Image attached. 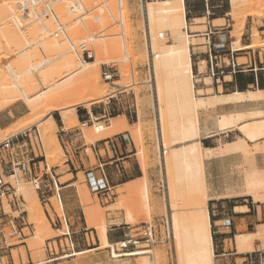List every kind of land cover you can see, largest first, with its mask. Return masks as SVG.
<instances>
[{
	"label": "rangeland",
	"instance_id": "374dc122",
	"mask_svg": "<svg viewBox=\"0 0 264 264\" xmlns=\"http://www.w3.org/2000/svg\"><path fill=\"white\" fill-rule=\"evenodd\" d=\"M1 1L3 0H0V4ZM190 2L203 13V0ZM257 3L261 6L264 5V1L259 0L253 7L234 11L229 0H219L216 3L218 7L212 10L211 14L206 12L200 18H189V28L193 32L202 33L207 30L208 22L214 18L220 19L212 22V25L225 28L232 43L241 34V45L255 44L253 48L261 50V56L264 58V18L257 16L259 11L256 10L262 9ZM15 6L18 8L15 14L11 11H0V75L11 72L12 75L9 76H15L14 74L17 73L16 71L13 73L12 68L19 70L17 65L8 69V64L12 65L10 64L12 55H9L10 49L3 39L4 33L13 28L20 32L30 33L32 43H41L45 34L50 38L52 36L56 43L54 47L61 46L59 42L65 38L64 34L69 32L66 35L68 36L67 40L69 36L74 38L72 40L75 41L74 45L78 46L79 59L83 67H87L88 64L97 60L95 51L98 49L96 45L98 41L95 39V35L101 36L104 33L107 35L105 37L106 42L108 40L107 49L112 57L104 59L96 65L95 68L101 78L97 91L99 95L87 104L76 106L77 124L75 123L73 127L69 128L64 127L61 113L59 111L52 112L51 116L58 125L55 132L62 153L55 155L48 150L41 129L35 125L37 116L23 101L11 104L0 113V144L15 135L13 151L9 152L0 148V179L2 178L5 183L12 184L17 192L16 196L7 197L3 204H0V210L7 213L6 217L0 218V231L4 230L9 244L6 250L0 252V264H139L140 262L137 263L138 259L141 261L140 258L143 255L124 256L117 260L112 257L113 250L111 248H104L101 245L97 229L93 225L90 226L85 216V212L89 208H94L97 211L98 217L94 222L106 223L108 236H111L110 244L122 242L126 237L135 235L137 229L144 225L155 226L157 243L140 252L154 251L155 256L154 254L146 255L153 262L157 261V264H178L175 242L172 235L171 239L166 241L169 227L165 226L166 222L170 223L172 214L168 196L172 197L171 204H175L178 198L175 193L171 192L172 195H170V192H167L169 183L167 176L170 172V177H172V171L167 172L168 168L166 169L162 157L164 147L173 149V145L169 142L171 141L169 129L166 127L163 129L157 125L142 0H58L52 3L47 2L33 9L29 7L26 0H15ZM44 10L47 11V17L43 14ZM213 13L215 14L213 15ZM191 19L201 20L191 21ZM241 22H245L246 26L243 32L240 31ZM56 33L59 34L58 38L55 36ZM255 33L257 36H254ZM83 35L86 40L80 39ZM104 35L102 34V36ZM91 37L96 42L95 44ZM162 37L160 38L162 42H172L170 31H166V38L162 39ZM196 38L193 53L205 52L207 49L206 40L202 36ZM83 42L89 43L90 49L95 50V60L86 64L83 62V55L79 49ZM54 47L51 51L53 59L58 55ZM233 48H237V45H233ZM247 52L248 50L239 52V63L248 62ZM4 54L7 56L5 57ZM198 57L199 55H192L193 65L203 60L205 56H201L200 59ZM199 66L201 71H206V63ZM108 69L116 73L113 83L104 80L103 72ZM208 83H210L209 80ZM212 92L209 91V93ZM92 94H90L91 98ZM85 110H94L97 113L87 123L79 118V115L82 116L86 112ZM126 115L129 117L128 123L131 126L129 129L137 137L136 139L130 132H124L131 137L132 146L129 155L133 156L125 165H122L123 162H117L113 165L102 166L104 162L97 159V153L99 152L101 158L105 157L103 141L112 139L118 134L102 135L99 141L93 143L96 140L93 135V127L98 123L110 126L112 118L121 116L127 119ZM31 121L33 122V126H29L31 128L17 134L14 133V130L20 125ZM162 135L163 142L159 140L162 139ZM237 137L238 134L233 133L218 136L217 139L231 141ZM53 148L56 150L55 146ZM258 151L260 149H255L254 152ZM170 152L171 150H169V155ZM117 158L116 156L109 161L112 162ZM50 163H53L52 167H50ZM139 163L143 170L141 179H139ZM101 169L105 170L111 186L109 194L104 196L93 193L86 178L87 172L91 170L96 172ZM12 175L15 177L11 178ZM35 176L40 178L42 184L39 191L34 184ZM55 182L59 185L64 206V211L59 213L57 209L55 210V205L59 206ZM20 186L24 187L26 192H36L37 200H34L35 202L31 200V203L27 202L23 192L21 194L18 191ZM85 201H88V204L85 205L83 203ZM28 204H31L32 208L31 205L28 207ZM32 210L35 212H31ZM129 211L136 214L135 216L133 213L135 220L132 222L127 219ZM36 212L42 213L45 220H42ZM212 213H210V217L213 222ZM64 217L68 219V227L63 222L61 228L58 221ZM7 220H14L16 225L23 229L25 235L23 240L11 236L12 231L4 225ZM219 231L229 230H220L218 227L212 226L213 233ZM258 231L259 227H250L249 230L240 229V233L237 235L254 234ZM67 232L71 237L63 235ZM1 239L2 234H0V241ZM225 249V252H221L215 248L216 264L240 262L237 260L239 256L235 255L239 250L234 235L233 241H227ZM258 250L264 251V241H255L252 249L246 253ZM81 251L88 252L61 258ZM224 253L226 256H223ZM116 254L122 255L123 253L116 252ZM154 257L156 258L154 259Z\"/></svg>",
	"mask_w": 264,
	"mask_h": 264
},
{
	"label": "bare ground",
	"instance_id": "6f19581e",
	"mask_svg": "<svg viewBox=\"0 0 264 264\" xmlns=\"http://www.w3.org/2000/svg\"><path fill=\"white\" fill-rule=\"evenodd\" d=\"M185 1L142 0V11L148 36V54L152 74L151 86L153 88L157 125L158 127H163V129L165 127L169 129L171 136V141L169 142L173 146L183 144L180 148L175 147L173 149L167 146L164 147L163 145L165 151L162 150L164 151L162 157L166 161L165 163L168 168L167 172L169 170L172 171V177H170V172L169 177L167 176L169 178L167 192L169 191L170 195H172L171 192L175 193L178 198L175 204H171L172 197L170 198L168 196V204L172 211L169 229L176 245L177 263L216 264L212 239V224L208 210L209 198L206 193L203 177V162L205 159L215 156V151L203 148L200 142L199 115L202 111L214 109L223 104L264 100V92H235L229 97L222 95L215 96L214 94L212 97H202L204 91L196 89V75L192 62V55L194 54L193 47L196 45L195 41L197 40L196 37H198L196 33L198 32H193L189 28ZM229 1L234 11L250 6L253 7L256 2H259V0ZM260 3L263 2L260 1ZM258 6L259 8L262 7V9L256 10L258 8L255 7V10L259 11V15L257 16L264 18V5ZM17 9L15 0L1 1L0 11H11L15 14ZM239 26L241 32L246 28L245 22H241ZM166 31L172 33L171 43H166L164 40L162 42L160 39L162 35V39H164ZM256 33L254 36H257ZM67 34H64L66 39L64 38L59 42L61 46L57 47H54L56 43L53 41V37H47L46 34L43 35L41 43H32L30 33L20 32L14 28L7 30L3 35V39L8 45L7 47L10 49L9 55H12L10 58V64L12 65L10 66L8 64V68L5 62L6 66L10 69L14 65H17L19 70L17 71V69L12 68L11 71H16L17 73L14 74L15 76H9L11 72L0 75V113L11 104L17 101H23L30 111L37 116V123L35 125L41 129L40 131L43 133L48 150L55 155L62 153V149L55 132L58 125L56 120L51 116L52 112L59 111L61 113L64 127L69 128L73 127L75 123L77 124L78 116L76 114V106L87 104L99 95L97 91L100 87L101 78L95 68L96 65L104 59L107 60L112 57L107 49L108 40L106 42L105 38L107 35H104V33H102L104 36L102 34L101 36L95 35V39L98 41V44H96L98 49L96 47V51L94 50L97 54V60L88 64L87 67H83L79 59L78 46L74 45V38H70L69 36L67 40ZM82 38L84 39V35L80 39ZM92 39L93 37H91ZM234 45H237L235 50H246L255 47V44L242 46L241 34L234 42ZM53 47L55 52L58 53L55 59L51 56ZM84 63L86 64L88 62ZM201 63L205 64L204 61H201ZM91 93H93L91 95L92 98L90 97ZM86 95H88L87 97L89 99H87ZM261 116L264 117L262 111L259 113H232L219 116V129L221 131L226 132L230 129H236L243 135V138L237 139L233 146V151L242 152L245 156L250 150L247 141L253 142L264 138V119L262 121L260 120V122L254 121ZM31 122L20 125L14 130V133L17 134L27 130V128H31L29 127L33 124ZM124 132H130L132 137L137 139L129 129L127 121L122 117L112 120L110 126H106L103 123L95 124L93 127V135L96 140L93 143L99 141L102 135H116ZM164 142L166 143V141ZM54 146L56 150L53 148ZM169 150H171L170 155L168 154ZM52 166L53 163H50V167ZM261 175L252 171L248 175L247 187L248 192L253 194L252 197H254L256 202L264 203V192H260V190H264V176ZM57 187L59 189V186ZM18 191L21 194L23 192L24 198L29 203H31V200L36 201L38 198L36 192H26L27 190L22 186H20ZM58 202L60 207L56 204V208H54L59 213L62 210L64 211V206L61 200ZM83 203L86 205L88 201ZM148 203L150 202L148 201ZM31 212L35 211L32 210ZM149 212L151 213V211ZM85 213L90 226L93 225L97 229L102 242L101 245L104 248H113V244H110L108 240L106 223L102 221L94 222L97 219L96 217H98L96 215V209L89 208ZM133 213V211H129L128 213L127 219L131 222L135 220L134 215L136 216ZM37 215H40L41 219L45 220L42 213L39 214L38 212ZM37 215L35 216L36 218ZM68 234L69 232L63 233L64 236ZM257 240L264 241V226L259 227V231L254 234L237 236L236 246L239 253H246L251 250L254 242ZM86 252L88 251L75 252L70 256L61 258L78 256ZM146 254H154L155 256L156 253L154 251H142L117 255L114 250L112 257L117 259L124 256L136 257L143 255L141 258L138 257L141 261L137 258V263L157 264V261L153 262Z\"/></svg>",
	"mask_w": 264,
	"mask_h": 264
},
{
	"label": "crops",
	"instance_id": "0c3cea01",
	"mask_svg": "<svg viewBox=\"0 0 264 264\" xmlns=\"http://www.w3.org/2000/svg\"><path fill=\"white\" fill-rule=\"evenodd\" d=\"M190 1L194 0L185 1V10L188 19L200 18L206 12L208 14H211L212 10H215L218 7L216 3L219 0H203V13L201 10H197V7L191 4ZM214 14L215 13H213V15ZM192 20L197 21L200 19H191V21ZM216 20L220 19L214 18L211 20V22H215ZM207 80H210V83H208ZM197 90L204 91L202 94V97L204 98L212 97L214 95L229 97L235 92H264V76L262 74L255 76L253 73H241L233 76V78L229 79V82L221 86L215 84L214 80L208 77H204L200 78V83L197 86ZM209 91L213 92L209 93ZM85 111L86 112L82 114V116L79 115V118L86 123L90 118H93L97 115L96 111L94 110ZM258 111H262V113H264V100L246 101L235 104H223L214 109L202 111L199 115L200 142L203 148L215 151V156L205 159L203 162V177L206 193L209 198V216L210 213L213 212L212 217L214 218L213 222L211 221V224H213L215 228L218 227V229L220 230H229L224 232H212L214 250L215 248H217L221 252H225L227 241H233V235L235 238H237V236H239L237 234L240 233V229L249 230L250 227L257 228L264 226V203L256 202L254 200V197H252L253 194H250V192H248L247 187L248 175L251 174L252 171H255L257 174H262L261 176H264V138L253 142L247 141L250 150L248 154L244 156L242 152L233 151V146L235 145L237 139L243 138L241 132L236 129H230L226 132H223L219 129L218 121L219 116L223 114H250L253 112L259 113ZM117 118H121V116L112 118L111 123L112 120H115ZM126 118L127 119L125 120H128V123V115H126ZM263 119L264 117L261 116L260 118H256L254 121L260 122V120L262 121ZM129 127L131 128L130 125ZM233 133L238 134L237 139H233L231 141H221L217 139L218 136L224 134L229 135ZM131 142V137L127 133H119L112 139L104 140L102 143V147L105 151V157L101 158L98 152L97 159L101 162H104L102 166L113 165L117 162H123L122 165L128 164V160L133 156L129 155L131 151L130 148L132 146ZM182 145L183 144H177L174 145L173 148H180ZM253 147L255 149H260V151L253 152L255 151ZM116 156L118 157L117 159L112 162L109 161L112 158H116ZM165 162L166 161L163 160V163ZM165 165L167 169V164L165 163ZM116 166L118 167V165ZM99 171H96V173H98ZM141 178H143V170L139 163V179ZM57 186L59 185L57 184ZM260 192L262 193L264 192V190H260ZM225 220H230L232 222V226L230 228L221 227V222ZM110 237L111 236H108L109 242Z\"/></svg>",
	"mask_w": 264,
	"mask_h": 264
},
{
	"label": "built area",
	"instance_id": "2783aa9c",
	"mask_svg": "<svg viewBox=\"0 0 264 264\" xmlns=\"http://www.w3.org/2000/svg\"><path fill=\"white\" fill-rule=\"evenodd\" d=\"M27 4L31 9L38 8V6L44 5L47 2H56L58 0H26ZM47 11L44 10L43 14L46 15ZM47 17V15H46ZM96 17V16H95ZM98 17V16H97ZM95 19V18H94ZM84 24V23H83ZM198 36H202L204 40H206V51L202 53H194L193 55H199V59L201 56H205L203 60L206 63V71H201L200 64L201 61L193 65L195 79H196V88L200 83V78L208 77L214 80L215 84L218 86L223 85L229 82V78H233V76L241 74V73H253L255 76L262 74L264 76V58L261 56V50L246 49L248 52L246 53V58H248L247 63H239V52L243 50H235L233 48L234 43L231 42V37L228 33L225 32V28L217 27L212 25V22H208L207 30L202 33H196ZM57 38L59 34L55 35ZM79 49L83 55V61L89 62L95 60L94 50H91L89 44L87 42H83L80 44ZM245 50V51H246ZM197 67V68H195ZM104 80L108 83H113L116 78V73L112 70H105L103 72ZM26 136V134H25ZM14 140L15 136L6 139L4 142L0 144V148L5 151H13L14 149ZM15 177L12 175L11 178ZM86 178L88 180L89 186L93 193L97 195H108L111 186L109 184L108 178L104 172V170H100L98 173L94 171L87 172ZM34 184L37 190H41L42 184L40 182V178L37 176L34 177ZM55 188L57 191L58 200L62 201V197L60 194V190L57 189V183L55 182ZM16 189L12 186V184L5 183L4 180L0 179V204H3L4 199L11 196H16ZM3 211V212H2ZM7 213L4 210H0V218L6 217ZM6 219V218H5ZM1 220V219H0ZM63 222L68 224L66 217L62 220L59 219V223L61 227L63 226ZM5 226H8L12 231V237L17 238L18 240H23L25 237L23 229H20L14 220H7L4 223ZM222 228H230L232 226V222L230 220H225L221 222ZM165 226L168 228L169 224L166 222ZM2 234V239L0 241V252H3L9 247L7 236L4 234V230L0 231ZM71 237L70 234L66 235ZM171 239V233L169 229L167 230V238L166 241ZM157 229L155 226L148 224L144 225L137 229L135 235H130L126 237V239L122 242H118L113 244V248H111L115 252L119 253H138L145 248H149L152 245L157 243ZM74 249V245H73ZM235 255L239 256L237 260L240 262L236 264H264V251L257 252H249V253H239L238 251ZM223 256H226L224 253Z\"/></svg>",
	"mask_w": 264,
	"mask_h": 264
}]
</instances>
